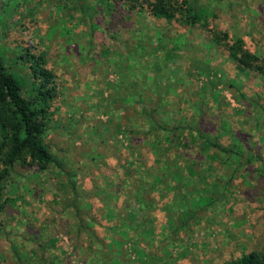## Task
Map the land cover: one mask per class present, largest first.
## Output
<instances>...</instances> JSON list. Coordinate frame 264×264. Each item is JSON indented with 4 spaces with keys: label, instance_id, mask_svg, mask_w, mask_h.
Returning a JSON list of instances; mask_svg holds the SVG:
<instances>
[{
    "label": "rangeland",
    "instance_id": "obj_1",
    "mask_svg": "<svg viewBox=\"0 0 264 264\" xmlns=\"http://www.w3.org/2000/svg\"><path fill=\"white\" fill-rule=\"evenodd\" d=\"M199 4L212 15L207 25L188 28L176 19L167 22L148 12L130 11L117 0H0V56L22 83L23 95H30L33 89L29 60L20 58L25 46L54 74L57 95L43 141L61 164L52 163L43 171L14 164L0 179V264H38L39 255L42 264H56L51 262L55 253L52 247L46 244L45 250L38 248L50 238L57 239L58 246L66 251L59 255L60 264H82L70 243L69 224L75 219L67 207L71 195L66 174H72L80 188L76 204L85 217L94 216L96 232L100 236L108 232V240L116 241L114 244L123 242L122 250L114 244L110 248L118 251L112 257L122 264H229L244 250L264 249V84L260 96L250 95L255 90L247 93L252 102H236L237 92L229 86L234 65L222 50L224 46L207 40L212 31L226 32L229 43L241 40L246 50L264 59V0H199ZM159 41L160 46L166 43L171 50L166 72L173 94L168 96L170 103L164 105L168 112L176 104L186 107L184 101L178 103L179 96L193 95L204 85L209 88L208 79H221L217 89L230 103L223 107L222 117L227 122L238 118L231 130L239 126L234 132L243 135L245 144L240 146L239 165L227 167L214 161L212 168H204L195 176H202L201 182L195 180L199 194L210 197L213 204L194 208L195 214H190L193 217L183 227L178 218L166 224L162 213L155 221V237L147 239L143 235L147 228L142 227L145 220L141 221L138 213L132 215L130 229L138 240L135 252L132 240L125 238L130 232L122 228L119 218L134 209L135 202L123 191L118 200H112L111 205L116 204L118 210L109 220L102 201L109 199L104 198L106 190L109 195L118 188L115 183L121 169L137 162H154L151 127L136 105L118 109L120 104L114 103L119 106L113 107L110 116L112 108L106 98L114 92L120 62L128 63L126 57L138 49L142 54L138 62L149 64L154 58L147 53ZM195 65L202 66L205 74L198 75L195 70H201ZM134 70L147 77L153 75L143 66ZM124 71L130 73L131 68L123 66ZM250 80L257 85L264 77L258 80L251 74L245 81ZM145 105L146 109L150 106ZM120 123L122 128L132 125L138 131L132 142L118 132ZM158 135L163 139L165 133L159 131ZM133 144L139 151L132 152ZM185 154L200 158L191 151ZM257 154L259 158H255ZM203 164L208 166L206 157ZM78 239L84 244L91 242L90 238Z\"/></svg>",
    "mask_w": 264,
    "mask_h": 264
},
{
    "label": "trees",
    "instance_id": "obj_2",
    "mask_svg": "<svg viewBox=\"0 0 264 264\" xmlns=\"http://www.w3.org/2000/svg\"><path fill=\"white\" fill-rule=\"evenodd\" d=\"M127 7L130 11L148 12L155 19H163L171 22L176 19L181 26L188 28L197 25L205 26L212 12L207 7L199 4V0H117ZM219 1V0H208ZM207 28V27H206ZM215 46H224L222 49L227 55L235 68L234 77L229 83L233 92H237L234 100L242 103L246 100L252 102L251 96H260L261 88L264 82L260 80L264 77V59L259 58L256 54L246 50L241 40H232L228 42L226 32L212 31L207 38ZM161 50H165L162 52ZM138 49L131 52L126 57L125 65L120 62L119 77L114 85V92H109L106 98L108 106L110 103V116L114 114L113 107L119 106L123 109L128 105L139 107V113L144 115L150 125L149 135L151 136L150 145L152 146L151 155L154 162L145 165L137 162L129 169H121V176H117V189L106 190L102 209L107 215L113 214L118 210L117 205H111L112 200H118L123 191L126 192L135 202L134 209L121 213L119 218L122 220V228H128L125 238L132 240V251H135L137 238L134 230H131V216L140 214L143 235L148 237L156 235L155 221L160 219L162 213L167 224L174 218H178L180 225L183 227L188 219L195 214L194 208L209 206L212 203L210 197H202L196 187L195 180L201 182L199 175L200 170L212 168L214 161L221 162V165L230 167L236 163H241V147L243 138L241 134L236 135L233 128L238 118H233L227 122L223 116V107L230 105L217 89L221 79H208L209 88L204 85L196 90L195 94L186 93L177 96L178 103L184 101L186 107L176 104L174 112L169 111L165 104L170 103L169 95L173 94L170 84V75L168 71V60L171 57V50L167 49L166 43L158 45L148 52L147 55L153 56L154 60L149 64L141 65L138 59L142 58ZM20 58L29 60V72L32 76L33 89H30L28 96L22 93V83L7 69L4 60L0 56V179L4 178L7 172L14 164L19 166H36L39 171H43L50 164L56 163L59 167L61 164L57 161L44 144L43 137L51 121L53 100L56 98L57 90L54 83V74L45 67L42 58L35 54L28 53V47H24V53ZM32 59L30 61V59ZM19 59V58H18ZM117 66V65H116ZM123 66L131 68L130 73L123 72ZM143 66L147 71L153 74L147 77L140 74L134 68ZM195 68L201 70V73L195 70L198 75L205 74L203 67L195 65ZM253 74L260 80L256 85L255 80L252 82L245 81L249 75ZM208 76V74L206 75ZM216 78V75H214ZM252 78V76H251ZM149 90L150 93H144ZM33 91V92H32ZM176 96V95H175ZM158 97V101H156ZM114 103H118L112 105ZM145 104H150L146 109ZM164 107V108H162ZM247 107V106H246ZM191 113L187 114V110ZM264 113V109H263ZM212 116H215L212 119ZM236 119V120H235ZM237 125V124H236ZM123 132L126 137L132 139L137 136L138 131L132 125L122 128L120 123L119 131ZM159 131H163L165 136L159 138ZM94 132H97L94 130ZM230 133L229 137L225 135ZM226 139L231 141L226 143ZM237 140L240 142L238 145ZM247 144V143H246ZM132 152L139 151L138 145H131ZM248 148L247 145H245ZM200 157L196 158L186 156L185 152ZM254 152L253 150H251ZM250 155H253L250 153ZM259 158V155H254ZM208 159V166L203 167V159ZM251 157V156H250ZM248 157L247 161H250ZM235 170V169H233ZM69 185L71 199L67 207L72 209L75 221L69 224V231L72 236L70 243L82 264H122L112 257V253H118L115 249H110L116 242L108 240V232L100 236L95 228L96 223L94 216L85 217L80 211L76 200L81 196L79 187L73 180L72 174H66ZM194 177V178H193ZM190 180V181H189ZM194 180V181H193ZM116 182V181H115ZM206 182V181H205ZM113 182H110L112 184ZM207 183V182H206ZM199 185V184H197ZM215 183L212 185L214 187ZM208 188V187H207ZM205 187V190H209ZM190 194H188L187 192ZM199 195V196H197ZM218 200V198H217ZM122 204V203H121ZM2 205L0 204V211ZM134 210V211H133ZM174 211L179 213V216ZM125 232V231H124ZM122 233V232H120ZM123 234V233H122ZM90 238L91 242L84 244L75 238ZM46 244L55 251L52 263H59V255L66 254V251L58 246L57 239L50 238L47 243L39 244L40 250H45ZM122 244H114L116 248L122 250ZM35 250H32L34 252ZM136 252V251H135ZM18 256V255H17ZM21 259L20 255L18 256ZM38 264L43 260L40 255L37 258ZM42 261V262H41ZM229 264H264V249H252L243 251L237 258L231 259Z\"/></svg>",
    "mask_w": 264,
    "mask_h": 264
}]
</instances>
